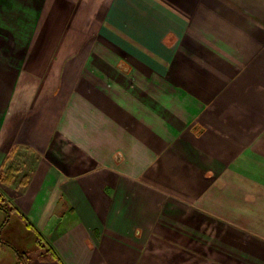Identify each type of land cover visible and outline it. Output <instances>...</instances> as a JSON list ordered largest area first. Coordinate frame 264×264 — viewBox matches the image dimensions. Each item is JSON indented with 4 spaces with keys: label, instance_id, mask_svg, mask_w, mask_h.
I'll list each match as a JSON object with an SVG mask.
<instances>
[{
    "label": "crops",
    "instance_id": "0c3cea01",
    "mask_svg": "<svg viewBox=\"0 0 264 264\" xmlns=\"http://www.w3.org/2000/svg\"><path fill=\"white\" fill-rule=\"evenodd\" d=\"M8 169L0 264H264V0H0Z\"/></svg>",
    "mask_w": 264,
    "mask_h": 264
},
{
    "label": "trees",
    "instance_id": "16d2710c",
    "mask_svg": "<svg viewBox=\"0 0 264 264\" xmlns=\"http://www.w3.org/2000/svg\"><path fill=\"white\" fill-rule=\"evenodd\" d=\"M15 172L16 171L13 169H8L7 172L0 173V181L2 180L4 183H8V184L12 183L14 181ZM0 210L6 214L5 224L9 223L11 216L15 214L26 224V226L30 230L34 231L35 233H38L34 225L31 224L30 221L13 204H11L1 192H0ZM2 227L0 228V243H3V240L1 238ZM37 237H38L37 241H38L39 247L41 249L45 248L46 243L44 242L42 237L39 234L37 235ZM49 250L54 254L53 249L49 248ZM54 257L55 259L58 258L56 255ZM16 264H35V259L28 252L17 251V263Z\"/></svg>",
    "mask_w": 264,
    "mask_h": 264
},
{
    "label": "rangeland",
    "instance_id": "374dc122",
    "mask_svg": "<svg viewBox=\"0 0 264 264\" xmlns=\"http://www.w3.org/2000/svg\"><path fill=\"white\" fill-rule=\"evenodd\" d=\"M17 222H20V221H17ZM18 224L19 223H17L16 225H14V224L11 225L10 228L8 229V231L4 232L2 237H4L5 239L7 237H9L13 241V244L18 249H21V251H23V249H29L30 239H31V236L34 235V233L28 229L26 236L23 237L24 236L23 229H19L20 225L18 226ZM20 224H22V223H20ZM22 228H23V226H22Z\"/></svg>",
    "mask_w": 264,
    "mask_h": 264
}]
</instances>
